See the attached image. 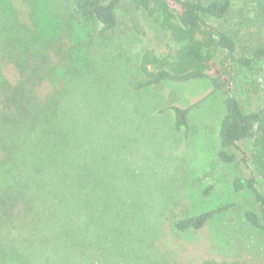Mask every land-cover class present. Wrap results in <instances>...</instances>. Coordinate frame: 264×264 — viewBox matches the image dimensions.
<instances>
[{
    "label": "rangeland",
    "instance_id": "1",
    "mask_svg": "<svg viewBox=\"0 0 264 264\" xmlns=\"http://www.w3.org/2000/svg\"><path fill=\"white\" fill-rule=\"evenodd\" d=\"M151 21L143 34L103 37L99 25L76 19L72 0H0V79L14 62L21 34L36 37L34 31L47 42L39 55L56 66L54 77H68L63 124L74 144L66 155L70 168L57 172V187L46 181L38 189L47 236L29 247L38 249L37 264H198L203 258L264 264V231L243 216L258 205L232 186L247 169L217 156L228 88L215 90L210 78L139 90L129 84L143 51L167 44ZM69 56L65 66L62 58ZM219 67L215 60L210 75H222ZM234 73L230 91L244 108H261L264 58ZM171 90L178 105L192 106L188 127L180 131L166 109ZM258 188L264 194V182ZM226 203L231 206L200 230L180 231L167 219ZM66 229L76 241L72 250Z\"/></svg>",
    "mask_w": 264,
    "mask_h": 264
},
{
    "label": "trees",
    "instance_id": "2",
    "mask_svg": "<svg viewBox=\"0 0 264 264\" xmlns=\"http://www.w3.org/2000/svg\"><path fill=\"white\" fill-rule=\"evenodd\" d=\"M72 3L76 19L99 25L97 32L103 37L143 34L151 20L164 31V49L143 51L139 73L129 79L133 89L159 88L164 82L201 78H210L215 90L228 88L222 101L224 114L218 127L217 156L223 163L240 162L247 169L246 175L233 178L232 186L235 192L248 191L257 203V210L245 208L243 216L251 226L264 231V194L258 188L259 182H264V105L259 109L244 108L229 87L235 83L234 70L250 69L255 60L264 58V0ZM34 35L21 34L19 51L13 56L15 64L6 66L0 79V264H37L38 249L29 247L37 248L47 236L38 206L42 201L38 189L46 186V181L57 187V172L70 168L66 155L74 144L70 141L72 130L63 124L68 112L64 109L68 77L57 81L56 66L39 55L47 42L42 43L35 31ZM62 60L66 66L70 56ZM215 60L222 70L220 76L209 73ZM222 76H226L225 81ZM177 99V93L171 90L165 101L173 115L174 130L180 131L188 127L192 106L182 107ZM67 143L69 149L65 150ZM229 206L226 203L192 215L171 214L167 219L177 230H200ZM64 236L68 238L64 239L65 245L74 249L72 233L66 229ZM198 264L247 262L203 258Z\"/></svg>",
    "mask_w": 264,
    "mask_h": 264
}]
</instances>
